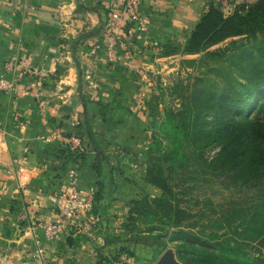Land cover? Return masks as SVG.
<instances>
[{"label":"rangeland","instance_id":"1","mask_svg":"<svg viewBox=\"0 0 264 264\" xmlns=\"http://www.w3.org/2000/svg\"><path fill=\"white\" fill-rule=\"evenodd\" d=\"M209 1H213L225 13H229L237 5H248L253 0H204V9ZM85 5L89 7L91 0H86ZM79 7L78 4L77 8ZM106 25L107 22L96 34L98 37L93 44L87 43L86 46L79 45L77 48L76 55L80 63L85 54L92 52L87 55L89 63L92 64L90 68L92 74L82 71L80 95L88 97L85 98L87 103L96 104L88 107L105 155L114 165L125 166L129 170L125 177L130 185L127 200L114 205L112 202L109 203V210L113 212L125 233L126 223L134 233L160 234L159 245L134 244L130 249L131 264H154L166 249H171L176 259L186 264L178 254V245L184 241L171 239V233L176 228L171 227L169 222L180 224L183 229L205 241L203 244L193 245L195 251H186L187 264H227L225 259L219 256L224 250L237 251L239 254L248 253L251 257L264 256V246L259 245L258 237L251 233L246 236V232L242 230L244 224L252 222L259 226L264 219V95L246 104L247 106L240 107L236 115L231 117L224 112L223 107L216 104L219 99L213 101L210 99L207 102V88L213 91L215 97L228 92L231 75H227L226 71L229 69V60L224 56L199 59L200 54H183L181 47L191 30L181 29L172 38L159 42L157 46L152 45L148 49H143L146 53L134 48L131 38L127 40L125 37L124 46L117 45L113 57L109 59L107 37L111 32ZM232 39L240 38H228L210 47L209 50H220L218 52L222 53L225 49V55L230 56L238 51L237 48L229 47ZM150 47L156 48L158 52L151 55ZM65 48L62 50L65 51ZM81 49L84 52H80ZM154 56L165 58L158 59L155 67L142 69L138 66L140 65L138 60L150 64V59ZM190 59H194V62L188 61ZM16 63L20 64L26 76L32 78L28 83L33 84L34 88L39 86L41 89L44 80L54 75L43 69L34 68L27 59H16ZM11 64L8 68H11ZM114 64L117 65L119 76L110 73L114 70L110 66ZM108 77L118 81L116 89L102 88L100 82L110 81ZM9 81L16 86L13 78ZM76 84L77 76L74 85ZM15 89L7 93L15 94L18 87ZM90 89H93V94ZM183 90L191 96L192 103L199 109V115L195 113L193 117L192 134L195 135V139L187 141L185 147L179 149L172 167L169 163L160 164L162 174L173 188L175 195L173 204L177 211L173 219L167 222L171 205L165 201H156L161 194L160 190L144 179L148 167L144 150L152 141L154 134L162 141L163 147L167 146L163 132L164 121L172 111L180 113L179 118L182 121L180 94ZM33 91L30 94L35 95ZM109 94L113 96L110 101L101 99ZM115 95L117 96L114 100ZM73 96L77 98V94ZM51 108L46 101L42 99L39 101L38 109L41 115L45 111L47 113L52 111ZM78 108L74 101L60 106L57 109L60 118L56 116L58 120L53 119L49 122L54 129H58L57 136L62 142L58 153L62 154L63 159L67 158V150L74 151L76 158L80 153L86 156L90 152L78 135L82 130V110ZM114 112L115 114H112ZM109 114L112 116H108ZM68 120L75 127L70 133L61 129L63 123ZM103 122L105 129L102 131ZM73 136L79 137L80 146L72 145L70 138ZM237 143H240L242 152L232 163L228 159V152ZM84 156H81L82 160ZM151 157L158 160L157 154H152ZM70 171L67 172L68 175ZM68 182L69 176H66L62 190L56 195L57 198L62 196ZM55 205L57 217L58 208L57 204ZM130 212L132 219L128 223L127 215ZM99 220L96 223H99ZM152 227L156 229L150 231ZM187 246L190 247V244Z\"/></svg>","mask_w":264,"mask_h":264},{"label":"crops","instance_id":"2","mask_svg":"<svg viewBox=\"0 0 264 264\" xmlns=\"http://www.w3.org/2000/svg\"><path fill=\"white\" fill-rule=\"evenodd\" d=\"M204 3V0H139L138 10L149 17L150 26L146 34L131 37L132 45L146 53L143 49L157 46L181 29L192 30L207 8H203ZM85 4L86 0H0V75L8 80L13 78L14 86L18 87L15 94L0 93V264H104L98 258L104 235H126L108 204L127 200L130 185L125 177L129 170L114 165L107 156L114 170L111 176L109 172L107 177L104 175L105 211H99L97 206L95 210L100 222L90 232L80 226H70L52 240L44 236L39 225L57 218L54 198L62 190L69 170L75 171L74 179L80 191L95 194L102 180L94 169L93 152L83 155L82 160L79 156L76 158L74 151L67 150V158L63 159L58 153L62 144L58 129L49 123L58 120L57 109L71 101L82 112L84 103L96 105L87 103L88 97L80 95L82 71L92 74V64L87 58L92 52L85 54L81 63L76 54L79 45L86 46L97 39L99 30L91 31L102 24L101 9L109 2L91 0L89 7ZM150 49L151 55L158 52L156 48ZM162 58L165 57L154 56L150 64L138 60V66L155 67V62ZM16 59H27L34 68L54 75L44 80L42 90L39 86L34 88L28 83L32 78L24 74ZM110 67L114 68L110 73L119 76L117 65ZM108 79L100 82L102 88L116 89L118 81ZM90 90L93 94V89ZM112 97L109 94L101 99L110 101ZM41 99L52 111L39 113ZM74 128L68 120L61 129L70 133ZM39 248L43 249L42 254L38 253ZM104 251L113 255L117 250L109 247Z\"/></svg>","mask_w":264,"mask_h":264},{"label":"trees","instance_id":"3","mask_svg":"<svg viewBox=\"0 0 264 264\" xmlns=\"http://www.w3.org/2000/svg\"><path fill=\"white\" fill-rule=\"evenodd\" d=\"M108 9L109 6L106 8L102 7L100 13L102 24L91 32L100 30L107 22ZM232 37L240 39H232L230 41L229 47H234L238 50L230 56L225 55V49H223L222 53L218 52L220 50H209L210 47ZM181 52L183 54H200L199 59L212 56L227 57L229 69L226 73L231 75L230 88L226 94L223 92V95L221 94V96L217 97H215L216 95L210 88H207V102L210 99L212 101L219 99L216 104L223 107L227 115H231V117L236 115L240 107L247 106L253 100L264 95V0H253L248 5H237L229 13H225L221 7L213 1H209L206 10L203 11L190 33L186 36ZM188 61L194 62V59ZM233 74L235 75L233 76ZM180 95L182 97V121L179 118L180 113L177 111L169 113L168 119L166 118L164 121L165 128L163 132L167 146L163 147L162 141L157 139L154 134L152 141L144 150L146 163L148 164L144 179L160 190L161 194L155 199L156 201H165L171 205L167 222L173 219L177 211L174 205L175 195L173 188L168 179L162 174V165L160 164L169 163L170 167H172L179 149L184 148V144L187 141L195 139V135L192 134L194 130L193 117H195V113L197 116L199 115V109L195 106V103H192L191 96L186 94L184 90ZM81 127V133L78 135L82 138L84 146L94 153V169L102 178L99 190L93 195L95 210L97 206L99 211H105L106 201L104 199L107 190L104 188V179L107 177V172L111 176L114 167L104 155L90 118L89 107L85 103L83 104ZM240 148V143H237L228 152V159L232 163L240 156L242 152ZM152 154H157V161L151 157ZM78 156L81 157L83 154L80 153ZM104 175L106 176L105 178ZM131 219L132 215L130 212L127 215L128 223ZM169 225L176 228L171 233V239L184 241L178 245V254L180 259L186 261L185 263L187 264L186 251H195L193 245L203 244L205 241L187 229H183L180 224H171L169 222ZM124 229L127 230L125 236L104 235L103 244L98 249L100 262L111 264V262L118 260L122 255L131 256L132 250H130L129 245L132 244L159 245L161 242L159 233L149 232L147 235L134 233L130 226L129 228L127 227L126 223L124 224ZM154 229L156 228L152 227L150 231ZM242 230L246 232V236L250 235V233L257 236L259 245L264 246V219L259 226L248 222L242 226ZM187 244H190V247ZM109 247H114L117 251L113 255L105 253L104 250ZM219 256H222L227 264H264L263 255L251 257L248 253L239 254L237 251L229 252L224 250Z\"/></svg>","mask_w":264,"mask_h":264},{"label":"built area","instance_id":"4","mask_svg":"<svg viewBox=\"0 0 264 264\" xmlns=\"http://www.w3.org/2000/svg\"><path fill=\"white\" fill-rule=\"evenodd\" d=\"M139 0H110L107 27L111 34L107 37L108 56L111 59L117 45L124 46V38L135 35H144L150 26V19L142 15L138 10ZM123 33V34H122ZM16 90L15 86L4 76L0 75V93ZM70 141L74 146H80L79 137H71ZM75 171L69 173L67 188L61 197H55L58 216L51 222L39 224L44 236L52 240L57 234L66 232L70 226H80L90 232L97 224L98 216L95 211L93 195L80 191L75 181ZM81 219L80 224L78 221ZM35 225V223H33ZM43 249L39 248L38 253L42 254ZM112 264H131V257L122 255Z\"/></svg>","mask_w":264,"mask_h":264},{"label":"water","instance_id":"5","mask_svg":"<svg viewBox=\"0 0 264 264\" xmlns=\"http://www.w3.org/2000/svg\"><path fill=\"white\" fill-rule=\"evenodd\" d=\"M154 264H183L176 259L174 252L171 249H166Z\"/></svg>","mask_w":264,"mask_h":264}]
</instances>
